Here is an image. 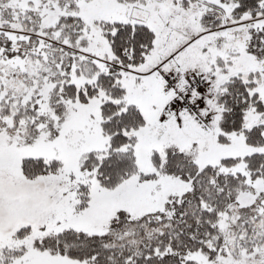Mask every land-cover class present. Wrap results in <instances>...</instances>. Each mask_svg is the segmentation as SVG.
I'll use <instances>...</instances> for the list:
<instances>
[{"label": "snow or ice", "instance_id": "obj_1", "mask_svg": "<svg viewBox=\"0 0 264 264\" xmlns=\"http://www.w3.org/2000/svg\"><path fill=\"white\" fill-rule=\"evenodd\" d=\"M0 264H264V0H0Z\"/></svg>", "mask_w": 264, "mask_h": 264}]
</instances>
